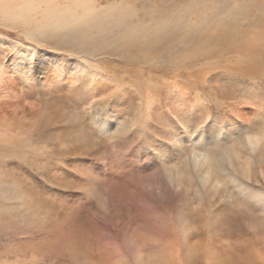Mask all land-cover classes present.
Segmentation results:
<instances>
[{"label":"rangeland","instance_id":"1","mask_svg":"<svg viewBox=\"0 0 264 264\" xmlns=\"http://www.w3.org/2000/svg\"><path fill=\"white\" fill-rule=\"evenodd\" d=\"M24 1L0 0V264H264V0H84L70 27L43 15L76 0Z\"/></svg>","mask_w":264,"mask_h":264},{"label":"bare ground","instance_id":"2","mask_svg":"<svg viewBox=\"0 0 264 264\" xmlns=\"http://www.w3.org/2000/svg\"><path fill=\"white\" fill-rule=\"evenodd\" d=\"M37 1L38 0H25L21 4L22 7L21 6L17 7L18 10H17L16 14H19V15L23 16L24 13L32 12L34 10V8H35V4H36ZM49 1L51 2V0H45V2H47V3H49ZM40 2L43 3L44 1L42 0ZM75 2L76 3L75 4L72 3V5H76V7L80 9V14H78V15H76L77 12L75 10H72L70 8V6H66L65 8H61V9H58V8H56L54 6L53 8L48 10V12L50 10L53 11V12L51 14L47 12L46 13L47 15L44 13L45 16L43 15V17L44 18H48L49 17L48 18L49 19V23H52V25H54L55 27H58L60 25L62 26L63 24H64L63 26H66V27L67 26L70 27V24L71 25L74 24V25L77 26L78 23L80 25V21L82 23L83 20H86V21L87 20H92L91 17H93V15H95L94 14L95 11L91 7L89 2L88 1H84V0H76ZM4 8H6V7L2 3V6H0V11L2 10L4 16H7L10 13L7 12V9H4ZM48 14H50V15H48ZM58 18L60 19V21H59ZM262 138H264V133L254 134L253 137H251V140L253 142L252 144L253 145H257V143L259 142L258 140L262 139ZM249 140H250L249 138L245 140L244 146L249 145V142H250ZM246 148H248V147H246ZM250 148H251V146H250ZM252 148H253V146H252ZM203 156H204L203 154L202 155H193L192 159H191V162H192V165H193V170H198L199 171V173L201 175L200 179L202 181H207L209 179V177L214 176L216 174V169L218 168V166L223 165L225 163L230 165L231 158H233V153L232 152H228L227 154L222 156V158H219V161H217V162L213 161L212 159H207V157H203Z\"/></svg>","mask_w":264,"mask_h":264}]
</instances>
